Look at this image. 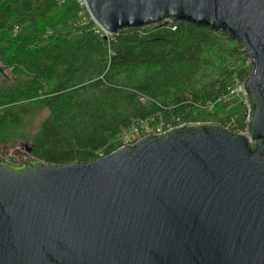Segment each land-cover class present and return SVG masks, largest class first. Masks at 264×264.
Returning a JSON list of instances; mask_svg holds the SVG:
<instances>
[{
    "label": "water",
    "instance_id": "obj_1",
    "mask_svg": "<svg viewBox=\"0 0 264 264\" xmlns=\"http://www.w3.org/2000/svg\"><path fill=\"white\" fill-rule=\"evenodd\" d=\"M83 1L104 37L173 19L237 41L247 129L188 122L87 162L0 155V264H264V0Z\"/></svg>",
    "mask_w": 264,
    "mask_h": 264
},
{
    "label": "trees",
    "instance_id": "obj_2",
    "mask_svg": "<svg viewBox=\"0 0 264 264\" xmlns=\"http://www.w3.org/2000/svg\"><path fill=\"white\" fill-rule=\"evenodd\" d=\"M0 41L13 75L0 79V144H11L33 104L46 107L28 147L51 164L108 155L145 135V125L201 120L251 72L241 45L222 32L167 19L104 37L80 0H0ZM245 112L219 124L244 133Z\"/></svg>",
    "mask_w": 264,
    "mask_h": 264
},
{
    "label": "rangeland",
    "instance_id": "obj_3",
    "mask_svg": "<svg viewBox=\"0 0 264 264\" xmlns=\"http://www.w3.org/2000/svg\"><path fill=\"white\" fill-rule=\"evenodd\" d=\"M0 64H3L1 60ZM6 73L9 77L13 78L9 67H6ZM241 88L242 83L238 82V84H236V86L233 88L234 90L230 91L229 95L224 99L221 107L217 109L215 108L214 110L208 109L207 111L203 112L201 120H197L195 122L219 123L220 121L226 119L227 115L232 112L235 114H243V112L247 109V106L246 95L243 93ZM48 114V108L33 104L31 112L23 118L22 124L19 127L13 129L10 133L9 138L11 140V144H0V155L6 159L10 157L17 159L18 154H23V146H28L31 143L41 122L48 116ZM145 126L151 130L153 129L151 126ZM136 135L137 132L133 130V136Z\"/></svg>",
    "mask_w": 264,
    "mask_h": 264
},
{
    "label": "built area",
    "instance_id": "obj_4",
    "mask_svg": "<svg viewBox=\"0 0 264 264\" xmlns=\"http://www.w3.org/2000/svg\"><path fill=\"white\" fill-rule=\"evenodd\" d=\"M80 4L81 5H83V6H85V3H84V1L83 0H80ZM134 131H136L137 132V130L135 129ZM163 130L161 129V127H158L157 129H155V130H151V129H146V131H145V133L146 134H149V133H159V132H162ZM133 137H135V136H133ZM138 137V136H137ZM139 138V137H138ZM137 138V139H138ZM136 139V140H137ZM135 140V141H136ZM134 142V140L132 141V142H130V143H133ZM126 144H128V143H126Z\"/></svg>",
    "mask_w": 264,
    "mask_h": 264
},
{
    "label": "flooded vegetation",
    "instance_id": "obj_5",
    "mask_svg": "<svg viewBox=\"0 0 264 264\" xmlns=\"http://www.w3.org/2000/svg\"><path fill=\"white\" fill-rule=\"evenodd\" d=\"M18 162V161H17ZM17 162H15V163H17Z\"/></svg>",
    "mask_w": 264,
    "mask_h": 264
}]
</instances>
